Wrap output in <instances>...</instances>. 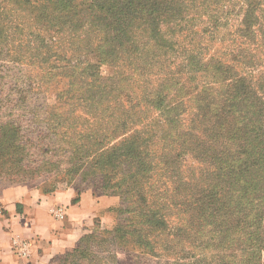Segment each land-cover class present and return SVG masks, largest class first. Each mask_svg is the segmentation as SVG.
Listing matches in <instances>:
<instances>
[{"label":"trees","instance_id":"1","mask_svg":"<svg viewBox=\"0 0 264 264\" xmlns=\"http://www.w3.org/2000/svg\"><path fill=\"white\" fill-rule=\"evenodd\" d=\"M4 56L69 87L34 106L49 111L59 147L36 153L19 126L0 124V182L49 192L57 173L93 167L126 202L113 228L83 234L61 264H120L111 251L123 244L168 264H262L264 0H0ZM102 64L111 71L100 79ZM152 111L179 151L160 154L156 172ZM186 152L206 165L185 174Z\"/></svg>","mask_w":264,"mask_h":264},{"label":"rangeland","instance_id":"2","mask_svg":"<svg viewBox=\"0 0 264 264\" xmlns=\"http://www.w3.org/2000/svg\"><path fill=\"white\" fill-rule=\"evenodd\" d=\"M203 24L204 22L198 23L195 26V30L197 29V32H201V26ZM230 24L232 26L236 25L234 20ZM225 28H222L221 31H226ZM185 30L190 32L187 29ZM199 39L200 36L197 35L195 40ZM204 43H207V38H204ZM219 46L220 44H212L207 49L204 47V53L206 52L207 55L213 54ZM222 46L229 48L230 42L227 41L225 44H222ZM89 60L94 61L95 59L90 57L88 58V61ZM43 67L48 66L46 65ZM99 70V74L101 75L100 79H103L104 76L109 75L111 68L108 65L102 64ZM46 73L47 68H38L36 65H30L29 61L26 59L17 60L11 56L0 57V124L9 123L19 126L22 136L29 139V144L33 142L38 146L36 153H40L44 148H47L48 145L56 148L64 144L59 141L60 138L56 136V133L51 131L48 127L50 125V121H48L49 111L45 109L36 110L34 108L35 105H44L46 107L47 104L55 103L59 93L63 89L69 87L68 79L60 75L55 76L53 79H49ZM186 78H188V76L185 75L182 77V80L187 81ZM191 85L194 84L191 83ZM134 86L136 87V84ZM67 97L66 95L64 99ZM157 115V111H152L145 119V124L149 125V131L145 132V136L147 137L148 133L153 131L151 146L155 154L153 161L157 166V168L154 169L155 172L162 171L161 164L163 163L162 159L159 157L160 154L163 152L179 153L177 150L178 143L175 142L174 135L171 133L164 135L163 129L165 125L161 122H157ZM184 116L186 118L187 114L184 113ZM56 139H58V141ZM44 143H46V145L43 146L42 144ZM41 147L43 148L42 150L40 149ZM177 163L182 165L181 168L185 174L192 172L190 170L193 168L197 170L206 165V163L187 152L178 156ZM155 176L157 177L158 174L155 173ZM164 179L166 180V184H171V180L166 177H164ZM44 186L47 189L53 187L60 189L71 186L78 189L79 192L88 190L97 197L110 196L117 198V203L107 209L111 214V219L106 221V210L97 212L94 225L87 233H92L94 231L98 232L100 229L113 228L118 222L120 207L126 204L122 196L115 192L114 188L104 186L99 172L94 171L93 167H87L76 171L68 170L66 173L62 171L61 174L58 175L57 173L54 177L45 182ZM112 253L116 256L120 264H168L169 259L156 256L150 252H144L142 247L134 244L117 246L112 249L111 254Z\"/></svg>","mask_w":264,"mask_h":264},{"label":"crops","instance_id":"3","mask_svg":"<svg viewBox=\"0 0 264 264\" xmlns=\"http://www.w3.org/2000/svg\"><path fill=\"white\" fill-rule=\"evenodd\" d=\"M115 203V197H97L71 186L46 192L35 181L0 182V204L5 210L0 218V264H61L62 257L93 227L97 212L106 210V221L111 219L107 209ZM58 208L64 212L61 217ZM23 239L31 242L28 256L14 249V241Z\"/></svg>","mask_w":264,"mask_h":264},{"label":"built area","instance_id":"4","mask_svg":"<svg viewBox=\"0 0 264 264\" xmlns=\"http://www.w3.org/2000/svg\"><path fill=\"white\" fill-rule=\"evenodd\" d=\"M63 211L61 208H58V216H63ZM5 214V210L4 207L2 206V204H0V218H2ZM30 245L31 242L30 240L27 239H23V240H19V241H14V249L16 250V252L20 255V256H28L29 252H30Z\"/></svg>","mask_w":264,"mask_h":264}]
</instances>
